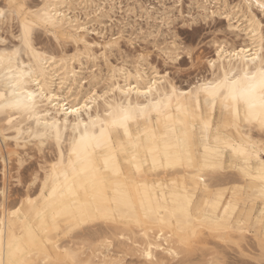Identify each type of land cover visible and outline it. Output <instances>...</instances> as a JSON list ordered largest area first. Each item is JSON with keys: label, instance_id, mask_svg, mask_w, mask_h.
<instances>
[{"label": "bare ground", "instance_id": "6f19581e", "mask_svg": "<svg viewBox=\"0 0 264 264\" xmlns=\"http://www.w3.org/2000/svg\"><path fill=\"white\" fill-rule=\"evenodd\" d=\"M75 1L34 0L29 6L31 17L20 22L18 42L6 43L0 37V105L19 102L31 107V111L0 108V253L4 264H121V254L135 252L142 264H170L169 259L182 251L181 264H187L203 226H217L221 241L239 244L246 241L250 219L261 234L255 245L264 258V211L254 213L258 202L264 209V128L243 102L225 99L227 88L216 89L226 77L230 83L261 67L264 19L255 8L264 12V0H240L233 6L240 24L231 27L250 42H219L215 56L207 60L210 74L195 83L183 87L167 71L159 73V68L148 74L143 61L128 69L105 60V77L98 78L100 72L91 69V75L84 77L83 82L89 78V89L78 78L82 74L75 65H82L81 54L61 57L56 48L53 53L34 38L36 27L50 29L56 40L57 32L65 30L72 43L81 44L87 56L96 59L93 46L97 42L90 41L89 34L104 33V29L88 23L92 18L101 25L100 17L108 7L99 6L92 14L87 11L83 19L79 14L83 11H75ZM80 1L81 6L88 0ZM4 16L0 21L7 12ZM119 41L110 39L105 48L120 51ZM121 108H130L133 115L126 130L111 126L114 117L109 113ZM102 123L104 137L100 139ZM226 169L236 174L233 170L234 177L227 178L234 185L222 203ZM10 184L19 190L12 193ZM9 201L16 203L13 209L5 208ZM235 214L239 215L236 221ZM96 221L110 225L111 230L122 229L112 234L125 241L122 244L129 241L135 252L120 246L114 251L112 240L101 241L91 253L86 252L92 250L91 245L82 251L78 243L82 234H74L69 242L60 241V234L71 235L83 224ZM94 227L91 231L99 226ZM203 239L209 243V238ZM216 259L207 258L204 263H222Z\"/></svg>", "mask_w": 264, "mask_h": 264}, {"label": "rangeland", "instance_id": "374dc122", "mask_svg": "<svg viewBox=\"0 0 264 264\" xmlns=\"http://www.w3.org/2000/svg\"><path fill=\"white\" fill-rule=\"evenodd\" d=\"M0 1H1L0 5L1 6L3 5L5 11L7 12V16L6 15H5L6 17L4 16L5 19L3 18L0 21V37L2 38L5 37L4 39L6 40V43L7 42L10 44L14 42L17 43L18 42L17 36L19 34L18 30H19L20 22L24 18L31 17V13H30L31 9L29 6L32 5L34 0H25V1L23 0H0ZM27 1L29 4L27 3ZM238 1L240 0H207V1L206 0H88L86 4L85 2H82L83 4L80 6L78 5V2L76 0L75 1L76 4L74 6L75 11L78 10L77 12H79V10L81 9L80 11H83V12H79V14L81 13L80 17H83V19L86 17V15L90 11H91L90 13L92 14V11L95 10L99 6L101 7L102 5L105 4L108 7L106 9L107 11H103L104 12L103 16L101 15L100 17L101 25H99L97 21L92 20V18H90V21L88 23L90 27L92 28L98 27L99 30H101L102 28L101 26H103V29H104L103 31L105 33V34L104 33L97 34L95 33L96 31L95 32L90 31L91 33L89 34L90 37L88 39L90 41L92 39V41H94L95 44L96 42L97 44L100 43L99 46L102 45V47H99L97 44L95 45L96 47L93 46V50H95L93 52H94V55L96 56V59H92V60L87 56V51L81 44L72 43L73 39H72L70 32L68 33L65 30H61L57 32V36L59 40H56L54 38L53 33H50L52 32L50 29L48 28L45 29L44 27L41 26L37 30V27H36L35 32H34L35 33L34 38H35V41L39 43L40 45L44 44L43 46L45 48L48 47L47 49L49 51H51V48H52L53 53H54V49L56 48L55 53L56 51L57 52L60 51L59 54L61 55V57H64V55L66 54L68 56L69 55L71 56V55H74V53L75 54L79 53L83 55V56L80 55V58H81L80 60H81L82 65L77 62L75 63V65H76V68H78L79 74H82V75H79L78 78L82 81L81 83L85 85L84 86L85 89L90 88V85L88 84L89 78L86 79L87 82L86 81L83 82V80H85L84 77L86 78L87 76L91 75V70L95 71V73L100 72L99 74H97L98 78L100 79H102L103 76L105 77V75L108 74L107 72L108 66L105 60L108 63L119 65L118 67L124 66L128 69L129 68L131 69V66L132 67L137 66L139 64V61L140 63L143 61L144 62V63L142 62V65L144 66L143 68L146 70V72L148 71V74L154 72V69L157 68L158 70L159 68L158 70L159 73H162L163 71L164 72L167 71V73L170 75V77L171 76L173 77L176 83L178 82L183 87H187L195 83L197 79L210 74L209 65L207 63V60L215 56L216 47L219 44V42L220 43L234 42V43L240 44V43H244L246 39L248 40L247 37L245 38V36L242 35L243 33L239 34L238 30L233 29L231 27L233 23L235 25L240 24L238 21L240 16L237 12L234 13L236 10L233 7L238 3ZM110 4L111 5L113 4L114 8L110 9L109 8ZM9 5H14V7H9ZM255 10L256 12L258 11L257 14L259 15V17L264 19V12L256 8ZM89 17H91V15ZM101 19L104 21V25ZM15 33L17 34L15 35ZM36 35L39 37H37ZM108 37H111V38H108ZM36 38L37 40L40 39L41 41L39 40L38 42ZM50 38H52V40ZM177 38L179 39V44L176 45L177 49L183 48L185 49V51L183 54H177L173 58L167 53L171 51L170 45H172V43L175 42ZM110 39L117 40V41L120 40L119 44H120L121 52L114 48H113L114 50L112 49L108 50V48H105L106 43ZM249 42L250 40H248V42L246 41L244 44L246 43L249 44ZM63 47L64 49L65 48L66 49L64 50ZM186 48L191 49L192 50L191 53H189L187 51L188 49ZM74 50L76 51L74 52ZM106 50L109 52V54L108 52H106ZM116 51H118V53ZM105 52L107 55H104ZM59 54L57 53L56 55L60 56ZM84 60L86 63L88 61V64H86ZM126 63L128 65H126ZM123 64H125L126 66ZM146 65L147 67L149 65V67L147 68ZM152 68H153V71H151ZM99 87H101V83L100 85H98V88ZM5 133H8V132H5ZM0 136H1V131H0ZM262 155L264 156V153H262ZM0 169H1V165H0ZM228 170H230V173L227 172ZM233 170L234 169H226L223 171L224 173L223 175H226L224 176L226 181H225V184L221 185L222 188L221 186L219 187L225 190L226 194L224 196L225 198H223L222 203L226 201V199L228 198V195L230 194L231 187L234 185L233 183H231L232 178L230 181H228L230 179L228 178V176L234 177V175L236 174V171L234 170L235 171L234 173ZM11 185L14 188L11 187ZM0 186H1V172H0ZM10 187H11L10 189H12L10 190L12 193L19 190V187L14 184H10ZM10 202L12 201L7 202L9 204L7 203L5 204V208L13 209L15 207L16 203L14 204V202L12 203ZM261 209L264 211L262 205L260 204V202H258L254 209L255 215ZM238 218H239V215L235 214L234 215L235 221ZM88 224L89 223L83 224V226H81L82 228L81 227H79L78 229L76 228L75 229L76 232L73 230L72 234L70 233L71 235H73V237H74V234L75 235L82 234V236L86 239L84 240V238L82 237L83 239L81 240L78 239L79 241L77 240L79 245L82 247V251H84L88 246L91 245L93 246L92 250H86V252L91 253V251L92 252L96 251V249L99 248V244L101 241L107 242L109 240H112L113 247L112 246L111 247L114 249V251H117L119 249L118 247L120 246V248L124 247L123 249H126V251H128L129 253L135 252L134 250L132 251V248L130 247L131 244L129 241L126 242V244H122L125 241H121L122 239H120L118 235L112 234L114 232L118 233L119 231H122V229L115 230L112 228L113 230L112 232V230L109 228L110 225H107L106 223L102 224L101 222H98V221L91 222L89 224L90 226V229H89V227H87ZM93 224L95 225V227L99 226L100 228L99 227L95 228L94 226H91ZM103 226H106V228L102 229L104 228ZM247 226H248V230L245 232L246 241H242V243L240 242L239 244L234 243L232 241L225 242L226 239L225 241L223 239L221 241V238H219V235L221 234L222 231L219 230L217 226H210V227L207 225L203 226V228H201V231H199V236L201 235L200 236L201 238L199 237V239L201 240L205 238V241H206L209 238V243L208 241L205 243L204 239L203 241H200L198 239L199 244L197 243L193 244L196 246H193L195 248L192 251L191 255L189 256V261L187 260L186 263L187 264L188 263L189 264L191 263L192 264H205L208 261L207 258H209L210 260L211 258L214 260H217L216 257L217 258L219 257L220 263L222 262L223 264H226V263L227 264H259V261L261 260L262 255L261 257H259L261 253H258V251L260 252V249H259V246L257 247V245L255 244L257 243L258 239L261 237V234L252 227L251 219L248 222ZM91 227H94L96 230L91 231L92 229ZM132 229L134 231L136 230V232L138 231V228H136L135 226H133ZM204 233L205 234L207 233L208 237H206L207 235H205ZM71 235L60 234L59 239L61 242H64V241L69 242V240L75 239L76 237L75 236L74 238H72ZM129 236H131L132 239H134L135 235L130 233ZM254 240L255 242H253ZM228 242L230 243L228 244ZM200 243H204V244H200ZM223 245L226 248H224ZM228 245H230L232 250L230 249ZM218 246H221V247H218ZM222 249L223 250L226 249V250L223 251ZM233 249H235V251ZM236 249H238V253L240 254V256L236 253L237 252ZM252 249L255 253H253ZM182 250H184V248H182L181 251ZM184 254H185L184 251L180 252L179 256L170 258L169 263L176 264V261H179L177 263L181 264V259L182 257H184ZM121 255L122 256L124 255L123 256L124 259L121 262V264H142L140 260L141 258L140 259L138 258V253L136 252L134 253V255L129 254L130 256L125 253ZM254 255L256 257H254ZM82 256L84 257L86 255H82ZM240 259L243 261H241ZM68 264H79V263L74 262V261H68Z\"/></svg>", "mask_w": 264, "mask_h": 264}, {"label": "snow or ice", "instance_id": "6c2138e0", "mask_svg": "<svg viewBox=\"0 0 264 264\" xmlns=\"http://www.w3.org/2000/svg\"><path fill=\"white\" fill-rule=\"evenodd\" d=\"M9 7H14V5H9ZM262 7H264V5H262ZM4 15H6V11L4 9H0V16ZM25 38L27 39V30ZM178 44L179 39L177 38L175 44L170 45L171 51L167 54L172 56L173 58L177 54H183L185 49H177L176 45ZM187 51L191 53L192 50L188 49ZM220 88H227L228 96L225 97L226 100L230 99L234 102H243L249 115H254L261 127L264 128V60L261 61V67L251 75H249L246 71L243 78L231 80L230 83L228 82V78L226 77L224 82L216 85V89ZM21 107H23V109L26 111H31V107L29 105H21L19 102L0 105V108L19 109ZM73 111L76 110L73 109ZM109 115L114 117L111 121L112 127L125 128V130L127 128V122L133 118L130 108H121L118 112L109 113ZM205 127H207V125H205ZM103 137L104 125L102 123L100 130V139H103ZM261 148L264 149V144L261 145ZM262 173H264V170H262ZM262 179H264V175H262ZM148 258L149 260H151L150 254ZM0 264H4L2 253H0ZM259 264H264V258L259 261Z\"/></svg>", "mask_w": 264, "mask_h": 264}]
</instances>
